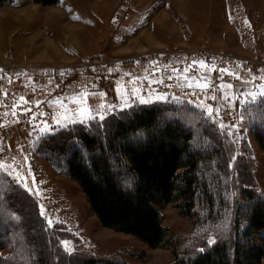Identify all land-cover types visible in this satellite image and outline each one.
<instances>
[{
	"label": "rangeland",
	"instance_id": "rangeland-1",
	"mask_svg": "<svg viewBox=\"0 0 264 264\" xmlns=\"http://www.w3.org/2000/svg\"><path fill=\"white\" fill-rule=\"evenodd\" d=\"M210 52L264 62V0H61L55 7L13 0L1 10L0 55L10 60H0L4 115L0 154L9 152L7 158L0 155L5 165L0 168L4 193L0 203L5 204L0 208V260L7 264L31 260L14 231L6 238L1 233L13 226L6 219L15 224L25 221L22 214H14L21 209L8 203L7 196L13 192L29 200L55 264L90 258L122 264H175L178 258L220 244H227L233 254L247 225L239 223L243 192L264 198V153L253 136V112L249 111L245 126L225 119L229 106L225 100L233 86L223 83L216 88L207 73ZM22 54L27 57L25 64L17 61ZM175 54L183 57L173 59ZM183 60L198 75L181 71ZM262 82L264 86V78ZM177 89L183 94H177ZM259 93L251 96L264 98ZM28 103L25 120L19 117V106ZM152 104L184 112L189 127L196 118L213 122L224 150V157L213 164L216 179L209 190L214 205H208L202 194L192 216L182 213L181 201L160 208L169 233L168 244L157 249L104 227L79 185L37 150L59 132L76 126L91 128ZM32 106L46 114L48 121L34 123L40 113ZM83 108L96 118L81 123ZM208 108L213 110L211 116ZM191 110L198 116L191 117ZM196 138L197 147L205 143L200 131ZM238 166L243 167L241 171ZM209 239L214 243H208Z\"/></svg>",
	"mask_w": 264,
	"mask_h": 264
},
{
	"label": "trees",
	"instance_id": "trees-1",
	"mask_svg": "<svg viewBox=\"0 0 264 264\" xmlns=\"http://www.w3.org/2000/svg\"><path fill=\"white\" fill-rule=\"evenodd\" d=\"M31 1L43 7L61 3ZM12 3L13 0H0V11ZM251 105L253 136L264 153V98ZM173 109L167 104H152L108 118L91 128L76 126L43 141L37 150L79 185L104 227L131 235L152 249L161 248L168 244L169 230L163 224L160 208L181 201L182 213L192 216L202 194L206 195L205 202L213 206L215 199L209 190L216 179L213 164L224 157L213 122L196 118L192 120L194 126L189 127L187 114ZM191 113V117L198 116L193 110ZM199 131L203 142L210 144L201 142L203 146H196ZM54 155L59 159H53ZM238 168L241 171L243 167ZM3 194L0 191V196ZM7 200L12 207L21 209L20 214H14L25 218L21 224L6 219L12 229L8 226L1 232L5 238L13 233L20 237L18 243L24 245L21 250H26L31 259H23L21 264H55L29 200L16 192L8 195ZM242 201L239 223L247 225L241 235L244 239L235 244L233 254L227 244H220L189 258H178L175 264H263L264 198L244 191ZM4 206L0 203V208ZM0 263L7 264L4 259ZM71 264L122 263L90 258L72 260Z\"/></svg>",
	"mask_w": 264,
	"mask_h": 264
},
{
	"label": "built area",
	"instance_id": "built-area-1",
	"mask_svg": "<svg viewBox=\"0 0 264 264\" xmlns=\"http://www.w3.org/2000/svg\"><path fill=\"white\" fill-rule=\"evenodd\" d=\"M125 4H129L127 7H130L131 4L128 1H124ZM212 53V52H210ZM183 57L182 54H175L173 59ZM208 63V74L215 81L217 87L219 88L222 82H228L233 85L237 93L233 96H230L227 99L230 107L225 114L226 118L234 124L244 126L247 121V113H248V101L251 99V95L255 93H259L264 87L263 84V74L264 70V62H256L251 59L244 58H231V57H222L219 53L213 52L212 55H209L207 59ZM259 65V66H258ZM180 70L183 72L190 73L192 75H198V71L192 67L187 61L182 62L180 65ZM166 93H170L169 90H163ZM181 94V92H179ZM257 100H260V97H257ZM19 110L21 111L20 118H25L28 120V113L30 104H24L19 106ZM35 112L40 113L39 109L35 108ZM4 115L0 110V121L3 120ZM36 120L33 121L36 124L40 122L48 121V117L46 114L36 115ZM43 120V121H42ZM18 143H22V139H18ZM2 158H7L9 156V152L7 150L1 152Z\"/></svg>",
	"mask_w": 264,
	"mask_h": 264
},
{
	"label": "snow or ice",
	"instance_id": "snow-or-ice-1",
	"mask_svg": "<svg viewBox=\"0 0 264 264\" xmlns=\"http://www.w3.org/2000/svg\"><path fill=\"white\" fill-rule=\"evenodd\" d=\"M200 63L203 65V62H200ZM189 86H191V85H189ZM206 86H207V85H204V84H197V87H200V88H203V87H206ZM262 87H264V86H262ZM259 95H260V96H264V90H262V91L259 93ZM226 98H227V97H226ZM141 102H143V103H147L148 101H147V100H142ZM81 112H82V115H83V117H84V119H82V120L80 121L81 123H83L85 119H94V118H96V117H94V116L92 115L91 110L88 109V108H83V109L81 110ZM207 112H208L209 116H211L213 110H212L211 108H208V109H207ZM103 118H104V117H103L102 115L99 116V119L102 120ZM221 126H223V125H221ZM3 167H5V165L2 164V163H0V168H3ZM18 178H20V177L18 176ZM41 214L43 215V209L41 210ZM52 223H53L52 220L49 219V220H48V224H49L50 227L52 226ZM208 243H214V240H213V239H209ZM65 246L67 247V242H65ZM200 251H203V249H200Z\"/></svg>",
	"mask_w": 264,
	"mask_h": 264
},
{
	"label": "crops",
	"instance_id": "crops-1",
	"mask_svg": "<svg viewBox=\"0 0 264 264\" xmlns=\"http://www.w3.org/2000/svg\"><path fill=\"white\" fill-rule=\"evenodd\" d=\"M23 56H19L18 58H17V61L19 62V63H21V64H25L26 63V58L24 57L25 56V54H22ZM4 59V60H10V58L8 57V56H6V55H4V54H2V55H0V60L1 59Z\"/></svg>",
	"mask_w": 264,
	"mask_h": 264
}]
</instances>
